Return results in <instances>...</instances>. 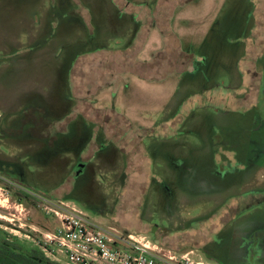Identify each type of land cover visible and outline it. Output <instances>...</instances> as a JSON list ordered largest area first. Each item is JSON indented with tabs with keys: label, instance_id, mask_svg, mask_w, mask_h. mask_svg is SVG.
Listing matches in <instances>:
<instances>
[{
	"label": "rangeland",
	"instance_id": "1",
	"mask_svg": "<svg viewBox=\"0 0 264 264\" xmlns=\"http://www.w3.org/2000/svg\"><path fill=\"white\" fill-rule=\"evenodd\" d=\"M263 1L0 0V229L40 248L43 234L59 227L46 214L48 200L163 250L193 252L212 264H264V209L226 224L237 215L238 196L264 185V168L243 187L245 173L229 162L222 178L214 165L218 153L227 151L247 166L252 92L242 102L235 93L216 94L231 103L222 105L232 109L227 114L215 107L191 111L195 104L185 103L203 90L238 88L239 72L246 70L242 38L253 30L244 21L263 20ZM130 15L142 21L141 28ZM131 43L126 56L112 53ZM187 49L201 61L191 72L173 73L187 67ZM126 70L149 80L123 75V85L97 93ZM245 80L244 90L250 79ZM87 96L96 100L93 106L83 102ZM30 108L60 122L39 132L33 126L43 116L25 114ZM77 111L106 130L108 143L102 137V147L92 141L94 122ZM189 112L179 136L172 137L174 122L160 126ZM133 121L136 129L158 127L167 136L132 132ZM54 130L62 135L58 140ZM50 134L52 145L45 140ZM263 145L260 134L253 152ZM80 162L90 168L77 174ZM21 192L35 200L21 204ZM224 202V209L210 214Z\"/></svg>",
	"mask_w": 264,
	"mask_h": 264
},
{
	"label": "built area",
	"instance_id": "2",
	"mask_svg": "<svg viewBox=\"0 0 264 264\" xmlns=\"http://www.w3.org/2000/svg\"><path fill=\"white\" fill-rule=\"evenodd\" d=\"M46 214L59 222L38 246L47 258L65 264H212L193 252L163 250L145 237L123 235L89 219L74 206L46 201Z\"/></svg>",
	"mask_w": 264,
	"mask_h": 264
},
{
	"label": "trees",
	"instance_id": "3",
	"mask_svg": "<svg viewBox=\"0 0 264 264\" xmlns=\"http://www.w3.org/2000/svg\"><path fill=\"white\" fill-rule=\"evenodd\" d=\"M120 13L125 14L126 12H120ZM130 19L133 20L136 23V28L137 29L141 28V25H142V21L141 20H137V17L134 16V15H132ZM136 39L137 38H134L133 41L136 42ZM133 44L135 45V43H131L130 46L127 49L114 50L112 53L118 52V53H120L121 56H126L128 54V52H130V50H132L131 46ZM193 50L194 49H187L186 51H188V52H184V56H185L186 62H188V63H186L184 61L185 64H187V67L185 66V68L180 70V71H179L180 67H178V69L175 70L173 73H175V74H186L187 72H191V68L196 63L201 61V60H199V57H197V53H194ZM161 53H163V50L161 51ZM140 54H141V52H140ZM4 57L3 58L0 57V59L1 58L4 59ZM83 57H85V56L80 57V59H82ZM138 57H139V55H138ZM119 58H120V56H119ZM78 59L73 64V67H72V69L70 71V79H71L70 82L71 83H72V77H71L72 76V70L75 68V64L78 61ZM135 71H127V70L126 71H122L121 72L122 73V78H120V80H117L118 77L115 74H113L112 75V79H111L112 81L108 84V86L104 87V88H100L101 86H99V89L97 90V93L99 91H101L102 89H105V88H108L110 91H112L114 89V87H116V85H118V84L123 85L124 84L123 75H127V76H130V77L133 76V78H135L137 80H141V81H143V80L148 81L149 80L147 77H142L139 74H137L138 71H136V72ZM127 76H125V77H127ZM92 90H94V87L93 86H88L87 92H89L90 95L92 94V95H94V97H96L95 94H93V92L91 93ZM72 92H73V90H72ZM200 92H201V94L199 96H193L192 95L191 97H189L190 100L188 99L189 101L187 100L185 102L186 104L187 103L195 104L194 108H192L191 111L198 110V109H203V108H208V107L218 108L222 112L232 111V109L224 108L222 106V105H231V103H228L226 101L227 99H223L222 97L221 98H219V97L216 98L214 96L216 94H220V93H224V94H229V93L233 94V93H235V97H237L235 90L232 91L231 88H224L222 86L216 87L212 91L203 90V91H200ZM73 96H74V98L71 100V106L73 104V108H74V106H76L74 103H78V98H76L74 94H73ZM196 97H198V99L201 101V103H199L198 101L195 100V99H197ZM85 98H83V102H85L86 104H88L90 106H93L95 104L96 100H93V101L90 102L89 96H87ZM212 98H213V100H209V99H212ZM198 104H202V105L199 106ZM80 105H82V104L80 103ZM34 110L36 111L35 114H37L39 116H43V117H40L39 119H37L35 121V123H34V126H33V127H35V130H37L39 132L40 131H44L46 129L52 130L51 128L55 129V125L60 122V119L54 117L53 115L51 116V118L49 116L45 115L43 109L30 108V109H28V111H25L24 113L25 114L26 113L29 114V113H32ZM74 112H75V109H74ZM77 112L82 114V115H84L85 117L89 116L88 114H85L84 111H80V112L77 111ZM190 112L188 114H186V115H183L182 118H181V113H178V115H176L173 119H170L167 122H162V124L160 126H164L163 123H166V125H167V124H170V123L174 122V126L176 128H175V132L172 134V137L173 136L174 137L179 136L181 134V130H182L183 126L186 123V120L188 119V116L191 114ZM73 116L69 117L68 120L72 121L73 119H75V117H73ZM88 118H90L94 122V123H92L93 124V128H94V134H93L94 138L91 137L92 141L93 142H98V145L102 147L103 144L100 143V141H98V140L100 139V137H102L101 139L103 140V142L104 143H108L107 140H106V136H105L106 130H104V128L98 122H96L95 119L91 118L90 116ZM130 125H131V129H132L131 131L133 132V130L136 129L134 121L131 122ZM136 130H139L140 132L142 131L144 136H146L148 134L147 135L148 138H150V137L159 138L160 136H162V137L167 136V135L161 134L160 133V128L158 129V127L150 128V127L138 126V128ZM52 134L54 136L50 134V138H46L45 139V140H47L49 145H52V142H50V139L52 138V136L54 137V139H57V140L59 139V136H62V135H60L57 132L55 133V130H54V132H52ZM39 135H41V134H39ZM126 135L128 136V133ZM55 142H53V144H55ZM120 151H123V149H121ZM152 179L155 180L154 176L152 177ZM151 182H152V180L150 181V183ZM21 194H22V196L20 198H18L19 202L21 204L24 202L25 199H30V200L33 199V200H35L28 193L21 192ZM222 209H224V206H223V208L220 207L218 210H216V214L218 213V211H220ZM243 213H244V211H241V210L238 211L236 213L237 215L234 216L233 219H231L226 224H229L230 222L234 221L237 218L238 215H241ZM225 226H227V225H224V227ZM174 252L185 253L183 251H174ZM0 264H58V263L54 262V261H51L49 258H47L40 248L28 247V246L22 244L21 242H19L17 238H15L13 236H10L6 232H4V230L0 229Z\"/></svg>",
	"mask_w": 264,
	"mask_h": 264
},
{
	"label": "flooded vegetation",
	"instance_id": "4",
	"mask_svg": "<svg viewBox=\"0 0 264 264\" xmlns=\"http://www.w3.org/2000/svg\"><path fill=\"white\" fill-rule=\"evenodd\" d=\"M262 14L264 15V12ZM255 16L257 17V15ZM245 22H248L247 26L249 28L247 31H250L251 29L253 30L250 37L242 38L241 51L242 53L247 51L246 57L242 59L243 63H245L246 65V70H241L239 72L241 80L239 81L238 88H235L234 90H236V93L238 92L240 94L235 97V101L237 102L249 100L250 96L248 95V92H252L253 95V102L249 104L250 107H248L247 110L249 114L255 115L253 119L254 127L251 130L249 136L251 137L248 142L249 150L247 151L246 155L248 163L247 166L243 165V163L239 161L240 156L237 155L235 157L227 151L218 153V155H220V160H216L214 162L215 168L219 170V176L222 178H226L228 176V174L226 173V168L228 166L227 163L229 162L230 164H232V166H235V169H237L238 172L245 173L244 178L246 179L242 182L243 187L245 186V184H248L246 183L248 182V180L257 176V170L259 168H264V145L260 150H258L259 152L257 153V155L255 154V150L253 152L257 138L260 136V134L264 135V17L263 20H245L244 23ZM238 49L240 51V48ZM246 77H248L250 81L248 83L249 86H247L246 90H244L246 85ZM250 110H252L253 112L250 113ZM224 113L227 114V112ZM228 155H230L233 160L229 159ZM77 167L80 168V171L83 168L88 170L90 168V165L89 162H80ZM238 197V208L236 212L241 210L244 211V213L238 215L236 218L237 220L242 218L245 213L255 210V208L262 207L264 209V185H258V188H252L251 190L242 193ZM227 203L228 202H224L220 204L219 207L223 208V206H225ZM218 209V207L217 209L215 208L210 214H213ZM150 233L152 234V236H154V233ZM260 238L263 240L264 234Z\"/></svg>",
	"mask_w": 264,
	"mask_h": 264
},
{
	"label": "water",
	"instance_id": "5",
	"mask_svg": "<svg viewBox=\"0 0 264 264\" xmlns=\"http://www.w3.org/2000/svg\"><path fill=\"white\" fill-rule=\"evenodd\" d=\"M76 173L77 174L80 173V168L79 167L76 168Z\"/></svg>",
	"mask_w": 264,
	"mask_h": 264
}]
</instances>
